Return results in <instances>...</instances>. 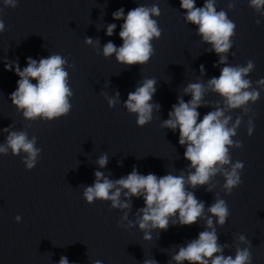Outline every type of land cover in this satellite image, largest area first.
I'll return each instance as SVG.
<instances>
[{"label": "water", "instance_id": "95a60500", "mask_svg": "<svg viewBox=\"0 0 264 264\" xmlns=\"http://www.w3.org/2000/svg\"><path fill=\"white\" fill-rule=\"evenodd\" d=\"M204 2L196 0V7ZM140 5L160 9V16L152 19L157 20L162 35L151 41L155 53L150 61L128 67L117 63L114 54L104 57L106 43L111 41L117 48L123 43L119 37L123 20H114L113 12L123 8L126 15ZM215 7L236 24L227 64L254 63L245 79L252 81L260 98L246 108H227L224 98L208 86L225 65L219 63L212 45L197 34V26L185 21L179 0H18L15 8L0 0V19L5 23L0 33V144L6 142L8 133L3 129L8 128L25 131L29 139L35 136L36 147L41 149L31 170L22 162L25 153L14 156L9 149L7 155L0 154V264H59L61 256L69 264H93L95 260L143 264L145 259L176 264L172 256L206 229L211 215L207 209L217 198L226 201L230 213L223 226L212 216L223 254L234 258L237 247H249L251 264H264V88L256 84L264 78V15L251 8L249 0H215ZM113 23L116 29L109 37L107 26ZM85 38H91L93 45H87ZM51 54L67 58L64 67L73 91L71 111L52 121L25 119L10 99L19 77L5 65L18 63L22 70L28 57L39 61ZM146 78L157 81L151 103L160 107L153 109L150 123L138 127L136 114L126 110L124 101ZM197 82L205 85L202 106L197 109L199 119L222 108L225 116L232 117L229 127L237 118L241 120L232 140L243 146H229V155L233 164H244L242 183L228 195L222 173L203 187L192 189L186 184L204 202V216L192 226L170 219L166 231L154 229L152 239L146 241L136 224L138 210L144 206L142 197H131L130 209H112L111 201L88 204L83 191L94 183L95 171L112 180L126 176L134 167L143 175L171 173L187 178L194 169L184 158L186 146L179 144V130L162 124L179 99H192L184 89ZM117 92L119 100L110 108L108 100ZM250 122L254 126L251 136L247 133ZM102 154L108 156L104 168L97 164ZM125 213L127 219H123ZM240 235L246 237L245 242L239 240Z\"/></svg>", "mask_w": 264, "mask_h": 264}, {"label": "clouds", "instance_id": "9594fccd", "mask_svg": "<svg viewBox=\"0 0 264 264\" xmlns=\"http://www.w3.org/2000/svg\"><path fill=\"white\" fill-rule=\"evenodd\" d=\"M5 6L15 8L18 0H3ZM180 7L185 10L184 19L187 23L197 26V34L203 42L212 45L219 57V63L225 65L220 69L219 77H212L208 86L219 96L224 98L225 105L229 109L246 108L260 98V92L252 87V81L245 79L254 70V63L249 60L246 66H230L227 64V54L233 47V37L236 35V24L230 20L223 10L217 11L215 0H205L202 7H196V0H179ZM249 6L258 13L264 15V0H249ZM229 8H233L230 4ZM2 11V9H0ZM114 20H123L119 37L123 41L119 48L109 41L103 46V56L111 57L113 54L119 64L128 67L147 64L155 53L151 41L157 40L162 35L157 20L153 16H160L157 5L151 7L137 6L125 15L120 8L112 14ZM257 25L260 21H256ZM116 29V24L107 26L106 35L111 37ZM5 31V23L0 19V33ZM87 45H93L91 38H85ZM98 43V41H96ZM223 54V55H222ZM67 58L60 54H51L39 61L27 58V66L22 70L18 63L6 64V70H15L19 77L16 90L10 95L12 105L21 110L23 117L28 120L42 118L52 121L67 116L72 108L69 97L73 91L69 87V73L64 65ZM203 71V65H201ZM32 80L36 83L33 84ZM157 81L154 78H146L142 84L129 92L124 107L129 113L136 114V124L143 127L152 120L153 109L159 110L158 104L151 103L156 93ZM257 87L264 88V78L256 81ZM185 93H191L192 99L184 102L179 99L178 104L172 106L168 113L169 118L163 121L162 127L175 131L179 130V144L186 146L184 158L190 162L189 167L194 171L189 172L187 178L183 174L171 173L158 177L149 173L143 175L134 167L133 170L119 179L112 180L101 171H95V181L83 191V199L92 204L97 200L111 201L112 209H130L131 197H142L144 206L140 208L139 219L136 221L139 229L144 233L143 239L150 241L151 231L159 229L166 231L169 228L170 219L176 218L182 226H192L204 216L205 204L198 200L194 191L186 189V184L192 189L210 184L213 177L222 173L225 178L223 188L225 194H231L233 189L241 183V175L244 164L237 161L234 164L229 155V146L235 145L241 148L242 142L233 141L237 135V128L241 120L237 118L229 127L231 116H225L222 108L209 111L199 119L197 111L201 107V101L205 92V85L189 83L184 89ZM119 100V93L108 100V106L113 107ZM7 132L6 142L0 144V154L7 155L9 149L12 155L18 156L21 152L26 156L23 163L27 170L36 166L41 149L36 147L37 138L29 139L25 131ZM254 126L247 129L249 136L253 134ZM108 163L107 154H102L97 164L104 168ZM224 165H231L225 168ZM124 191L125 200H121V192ZM211 191L209 187L207 189ZM206 229L199 232L198 238L191 240L185 246L179 247L178 252L172 256L176 264H251L252 253L249 247L236 248L235 257L223 254L224 246L218 243V235L213 226L212 216L216 217V224L225 225L230 215L227 203L224 199L217 198L207 209ZM123 219H127L125 213ZM17 223L21 221L18 215ZM120 227V221L117 222ZM130 226H134L130 222ZM212 229L208 231L207 229ZM241 242L246 241L244 235L239 236ZM249 242L247 241V244ZM59 264H69L66 256H61ZM93 264H102L95 260ZM143 264H157L154 259H145Z\"/></svg>", "mask_w": 264, "mask_h": 264}]
</instances>
